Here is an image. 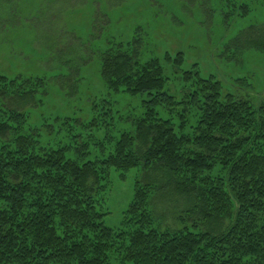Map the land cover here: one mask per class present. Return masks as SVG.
<instances>
[{"label": "trees", "instance_id": "trees-1", "mask_svg": "<svg viewBox=\"0 0 264 264\" xmlns=\"http://www.w3.org/2000/svg\"><path fill=\"white\" fill-rule=\"evenodd\" d=\"M255 32L262 50L264 28ZM139 46L101 54L109 90L147 99L140 114L127 115L130 129L92 161L45 141L51 125L28 122L43 79L0 74V264H264V99L223 95L221 82L189 70L183 80L193 90L177 101L164 91L160 60L140 61ZM158 105L179 107L169 108L177 122ZM136 167L148 180L135 182L111 228L100 195L109 169L124 177ZM165 190L185 198L181 228L162 227L153 210V195Z\"/></svg>", "mask_w": 264, "mask_h": 264}, {"label": "rangeland", "instance_id": "rangeland-1", "mask_svg": "<svg viewBox=\"0 0 264 264\" xmlns=\"http://www.w3.org/2000/svg\"><path fill=\"white\" fill-rule=\"evenodd\" d=\"M260 27L264 0H0V74L43 79L42 102L28 110V122L51 125L45 141H62L72 147L70 157L92 161L130 129L127 115L140 114L147 99L105 86L100 67L107 49L140 40L139 60H160L164 91L177 101L193 90L183 75L194 70L221 82L223 95L255 103L264 99V49L253 43H260ZM178 53L181 63L173 60ZM169 108L179 107L156 106L176 123ZM148 174L142 167L124 177L109 169V188L100 194L105 225H120L135 182ZM169 193H155L151 204L162 227L178 229L187 221L185 198Z\"/></svg>", "mask_w": 264, "mask_h": 264}]
</instances>
